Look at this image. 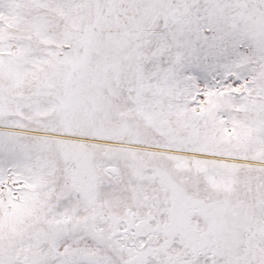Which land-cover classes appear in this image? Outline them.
<instances>
[{"label":"snow or ice","instance_id":"1","mask_svg":"<svg viewBox=\"0 0 264 264\" xmlns=\"http://www.w3.org/2000/svg\"><path fill=\"white\" fill-rule=\"evenodd\" d=\"M0 264H264V0H0Z\"/></svg>","mask_w":264,"mask_h":264}]
</instances>
